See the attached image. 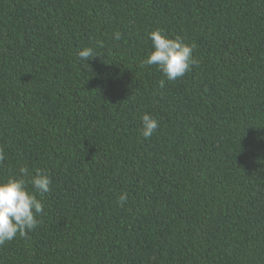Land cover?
Segmentation results:
<instances>
[{"label":"trees","instance_id":"1","mask_svg":"<svg viewBox=\"0 0 264 264\" xmlns=\"http://www.w3.org/2000/svg\"><path fill=\"white\" fill-rule=\"evenodd\" d=\"M156 29L196 46L164 88ZM0 148L52 181L0 264H264V0H0Z\"/></svg>","mask_w":264,"mask_h":264},{"label":"clouds","instance_id":"2","mask_svg":"<svg viewBox=\"0 0 264 264\" xmlns=\"http://www.w3.org/2000/svg\"><path fill=\"white\" fill-rule=\"evenodd\" d=\"M114 36L116 40L121 39L120 32H115ZM148 36L154 51L142 61V66L158 67L165 78L160 80V88L165 87V80L173 82L184 77L191 71L192 66L198 63L193 56L195 44H186L180 37L169 38L160 29L148 33ZM98 46L102 47V44ZM94 55L95 50L92 47L78 52L79 59L84 62L92 59ZM141 120L140 134L145 139L151 138L159 127L158 120L148 114H144ZM5 158L4 150L0 148V163ZM51 183L50 177L42 170L35 169L34 172H30L24 166L19 168V174L16 177L0 182V246L13 241L17 236L27 237L29 232L39 226L38 217L44 213L45 205L38 197L51 192ZM127 200V193H122L118 197L121 207L127 203Z\"/></svg>","mask_w":264,"mask_h":264}]
</instances>
